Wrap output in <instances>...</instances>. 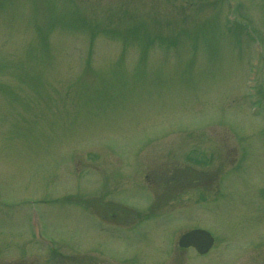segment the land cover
<instances>
[{
	"label": "rangeland",
	"instance_id": "obj_1",
	"mask_svg": "<svg viewBox=\"0 0 264 264\" xmlns=\"http://www.w3.org/2000/svg\"><path fill=\"white\" fill-rule=\"evenodd\" d=\"M226 1L0 0V264H264V0ZM175 164L218 194L159 188Z\"/></svg>",
	"mask_w": 264,
	"mask_h": 264
},
{
	"label": "water",
	"instance_id": "obj_2",
	"mask_svg": "<svg viewBox=\"0 0 264 264\" xmlns=\"http://www.w3.org/2000/svg\"><path fill=\"white\" fill-rule=\"evenodd\" d=\"M212 242V238L204 231L189 232L179 240L181 246L193 245L200 253L206 252L212 245Z\"/></svg>",
	"mask_w": 264,
	"mask_h": 264
}]
</instances>
